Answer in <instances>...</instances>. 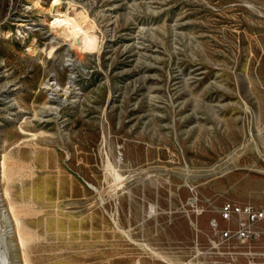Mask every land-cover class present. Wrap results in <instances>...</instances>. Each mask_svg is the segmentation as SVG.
<instances>
[{"label": "rangeland", "instance_id": "1", "mask_svg": "<svg viewBox=\"0 0 264 264\" xmlns=\"http://www.w3.org/2000/svg\"><path fill=\"white\" fill-rule=\"evenodd\" d=\"M32 1L0 0V150L30 263L185 264L224 202L264 204V0H61L99 36L75 62Z\"/></svg>", "mask_w": 264, "mask_h": 264}, {"label": "bare ground", "instance_id": "2", "mask_svg": "<svg viewBox=\"0 0 264 264\" xmlns=\"http://www.w3.org/2000/svg\"><path fill=\"white\" fill-rule=\"evenodd\" d=\"M43 3L44 0L32 1L33 7L38 10L43 17L40 19L39 24H43L47 27L48 36L51 37L50 42L61 39L66 42L69 47L76 50V58L71 60L72 62L79 61L81 57L99 51V36L95 31V23L90 19L85 9L79 8L70 2L62 6L61 0H49L47 7H43ZM17 26V34L23 40L27 39L29 35L28 30H30L27 24L24 23V21H20ZM36 30L39 29H31V31ZM3 35L5 38H10L13 34L7 31ZM36 43V39L32 38L27 48L30 56L34 57L37 55L39 48ZM43 89L51 95V98L56 95L58 96V94L66 95L67 93L65 87H61L59 84L51 81V79L45 80ZM49 101L53 102V99ZM46 107L54 108L52 106ZM25 121L26 117L21 119L20 124L17 126L18 133L21 134L22 137L14 144V147L18 148L21 143L30 139L28 137L36 136V134L22 127ZM41 133L42 132H39L38 135ZM7 142L8 140L6 139L3 141L4 144ZM1 152L0 150V264H32L26 259L27 251L32 241V235H30L28 229L22 222L20 216L21 212L19 213V209L17 210L18 205L16 206L11 199L9 185L12 180V169L9 164V153L8 151Z\"/></svg>", "mask_w": 264, "mask_h": 264}, {"label": "built area", "instance_id": "3", "mask_svg": "<svg viewBox=\"0 0 264 264\" xmlns=\"http://www.w3.org/2000/svg\"><path fill=\"white\" fill-rule=\"evenodd\" d=\"M201 213V210L196 211L197 215ZM220 221L227 222V226L222 228ZM208 226L211 232L208 245L203 247L196 241L192 259H210L211 264H234L239 259H244L246 264H257L264 260V250L255 249V243L264 237V204L256 208L250 204L224 202L219 220L210 219Z\"/></svg>", "mask_w": 264, "mask_h": 264}]
</instances>
